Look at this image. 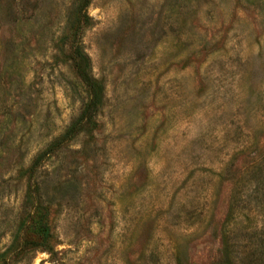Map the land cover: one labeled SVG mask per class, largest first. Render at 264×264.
Segmentation results:
<instances>
[{
	"label": "rangeland",
	"instance_id": "obj_1",
	"mask_svg": "<svg viewBox=\"0 0 264 264\" xmlns=\"http://www.w3.org/2000/svg\"><path fill=\"white\" fill-rule=\"evenodd\" d=\"M76 2L0 0V255L35 192L18 264H264V0ZM72 29L103 105L33 173L88 101Z\"/></svg>",
	"mask_w": 264,
	"mask_h": 264
},
{
	"label": "trees",
	"instance_id": "obj_2",
	"mask_svg": "<svg viewBox=\"0 0 264 264\" xmlns=\"http://www.w3.org/2000/svg\"><path fill=\"white\" fill-rule=\"evenodd\" d=\"M76 1L78 24L82 25L89 20L86 10L92 0ZM81 35L82 29L70 30L62 37L59 47L66 54L77 78L86 87L88 101L84 104L81 115L67 129L63 137L49 145V152L39 153L30 168L33 173L37 172V168L45 159L50 158L54 150L60 147L59 143L73 142L85 134L87 127L95 125L96 116L103 105L104 88L92 75L90 58L80 44ZM25 199L29 210L27 211L28 219L17 233L13 234L11 245L0 255V264H18L25 255L45 251L50 245L51 232L47 209L39 205L38 195L35 192L27 193Z\"/></svg>",
	"mask_w": 264,
	"mask_h": 264
}]
</instances>
